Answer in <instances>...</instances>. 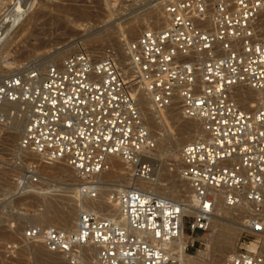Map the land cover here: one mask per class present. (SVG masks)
Returning <instances> with one entry per match:
<instances>
[{
  "label": "built area",
  "instance_id": "built-area-1",
  "mask_svg": "<svg viewBox=\"0 0 264 264\" xmlns=\"http://www.w3.org/2000/svg\"><path fill=\"white\" fill-rule=\"evenodd\" d=\"M152 1L166 26L124 44L126 61L113 48L100 57L80 51L44 73L26 66L0 79V123H9L7 104L19 105L10 118L27 120L14 162L23 169L12 178L15 196L41 190L40 163L68 167L82 201L102 196L99 176L113 157L132 183L106 193L118 215L82 209L75 231L32 225L19 242L66 264H85L92 252L91 264H191L196 244L206 249L199 235L210 231L221 203L244 217L224 264H264V0ZM134 87L156 115L178 110L201 127L182 147L178 168L191 189L192 217L182 203L136 185L154 181L149 161L157 140ZM249 91L258 96L247 111Z\"/></svg>",
  "mask_w": 264,
  "mask_h": 264
},
{
  "label": "rangeland",
  "instance_id": "rangeland-1",
  "mask_svg": "<svg viewBox=\"0 0 264 264\" xmlns=\"http://www.w3.org/2000/svg\"><path fill=\"white\" fill-rule=\"evenodd\" d=\"M14 4L16 5L13 7ZM156 4L151 0H0V21L3 23H0V79L15 74L26 66L39 69L41 63L48 66L50 62H58L59 59H53L58 53H63L62 59L80 51L92 52L100 57L107 49L113 48L126 61L122 58L124 44L138 38L147 26L157 28L150 24L152 20L159 18L155 10ZM9 7H12L10 11ZM139 18L145 28L133 29ZM2 26L5 31L1 30ZM131 30H134V35L129 33ZM133 90L138 89L134 87ZM5 107L9 123L7 126V123H0V264H66L61 257L48 253L40 245L22 247L20 235L32 225L51 227L54 222L63 227L59 217L67 216L72 210H79V213L82 209L92 207L80 200L78 193H74L78 180L68 167L61 164L40 163L41 190L35 194L15 196L16 186L12 178L23 170L14 166L18 144L22 138V124L20 126L19 123L25 122L26 118L18 115V105L7 104ZM2 110L0 109V114ZM11 111L18 113L13 119L10 118ZM177 111L155 115L162 119V127L149 128L157 140V148L151 158L159 161L166 174L156 191L169 198H172L170 195L174 190L171 187L183 181L178 173L181 146L172 147L174 139H181L178 133L183 125V119L176 116ZM189 125L194 127L192 121H189ZM185 140H180V144H184L189 138ZM32 159L35 160L36 157ZM107 173L108 177H99L102 183V196L99 200L103 203L107 201L106 193L116 188V184L131 183L127 175L120 177L119 174L114 176L110 175L111 172ZM222 217V222H226L225 216ZM190 219L187 218L186 221ZM234 222L243 231V220ZM242 231L231 235L236 246ZM210 233L211 229L199 236L202 240L208 239ZM261 246L264 254V239ZM204 248V245L196 244L192 254L196 253V249L205 251ZM233 253L222 257L209 252L208 261L204 264H224ZM91 258L92 256L88 257L85 264H91Z\"/></svg>",
  "mask_w": 264,
  "mask_h": 264
},
{
  "label": "bare ground",
  "instance_id": "bare-ground-1",
  "mask_svg": "<svg viewBox=\"0 0 264 264\" xmlns=\"http://www.w3.org/2000/svg\"><path fill=\"white\" fill-rule=\"evenodd\" d=\"M154 4H156V3H154ZM15 5L16 4H14L13 7ZM10 6H12V5H10ZM155 7H156L155 10L158 13L159 18L156 19V20H152V22H150V24H153L157 28H160V29L164 28L166 26L165 25L166 22L163 19L162 9L160 7H158V5H155ZM11 9H12V7L9 9V11ZM17 18H18V16H17ZM7 19H8V17H7ZM14 19H16V18H14ZM4 20H5V18H4ZM12 21L6 20V22H12ZM0 23H2V22L0 21ZM3 26L1 27V30L5 31V29H2ZM161 26H163V27H161ZM142 27L145 28L143 26V22L139 18L137 20V23L135 24V26L132 27V28L133 29H138V28H142ZM149 28H150V26H147V29H149ZM145 30H146V28L144 30H142L141 32H143ZM129 33L134 35V30H131ZM67 56H69V54ZM62 58H63V53H58L57 56L56 57L54 56L53 59H59V61H62L63 60ZM122 58H125L127 60V57L125 56V52H124V48L123 47H122ZM50 63H49V65H50ZM121 63H122V61H121ZM121 65H122V68L124 70L126 68L125 65L124 64H121ZM48 66H46L45 63H41V68H39L38 70L41 73H44ZM134 91L136 93L137 92L139 93V94L136 95V98H137L140 110L142 112V115H143L144 119L146 120L147 125L149 126L148 128H153V127H157V126L158 127H162V124L160 122V121H162V119L155 117L156 114L154 112H152L150 100L147 97H145L142 92H140L138 90H134ZM257 96L258 95L256 93H253V92L249 91V93L247 94V100H246L247 105L243 106V109L247 110V111H249L250 109H254V107L257 104ZM13 105H17V104H13ZM176 113H177L176 116L177 117L179 116L178 119L182 118L180 116L179 111H177ZM20 118H22V117H20ZM19 124H20V126L22 124V131H21V137H22L23 134H24V131H25L27 120L25 119V122H22V123H19ZM195 128H196V130L194 131L193 129H195ZM200 132H201V127H200L199 124L194 123V127H191V125H189V120L183 119V125L180 126L179 133H178L180 135L181 139H179V140L178 139H174L173 140V144L174 145H172V147L177 148V147L181 146V149H182V147L184 145L195 141ZM180 137H178V138H180ZM188 138H189V140H187ZM182 139H184V140L186 139L187 141L185 140L186 142L181 145L180 144V140H182ZM181 149H180V151H181ZM33 157H35V156H33ZM149 162H151L152 166H153V170H154L153 177H155L153 179L154 181H150V182L139 181V182H136V185H138V187H140L142 189L151 190V191H154L155 193L161 195L160 193H158L156 191V189H158L159 183L161 181L165 180L164 177L166 176V174L163 173L162 168L160 167L159 161H157L155 159H151V161H149ZM110 163H111V170L108 171L109 173L111 172L110 175L114 174V176H116L115 174H119L120 177H123V176L126 177V173H125V170H124L125 167H123V168L120 167V166H124V164L121 162V160L119 158H117V157L111 158L110 159ZM53 165H55V164H53ZM61 165H63V164H61ZM119 167H120V170L116 171V168H119ZM106 173L107 172L101 174V176L108 174V173L107 174ZM101 176H99V177H101ZM107 177H108V175H107ZM111 177H113V175ZM127 178L129 179L128 176H127ZM130 184H132V183H127V185H123V186H125V187L127 186L128 187ZM116 188H117V186H116ZM116 188H113L111 190H114ZM171 189H174V190L172 191L170 197H172L174 200L182 203V205L184 207V213L188 217H192L195 214V204L193 202V199H192V196H191V189H190V186L188 185V183L182 181L179 184L177 183V184L173 185L171 187ZM74 193H78V186L75 187ZM163 195H165V194H162V196ZM99 199H96V200H85V201L92 208L95 207V206H100L108 214H110V215H118V209H117L116 206L109 205L107 201H106V203H103ZM78 211L79 210H77V211L72 210L71 212L68 213L67 216L58 218V220L61 222L63 227H59L58 226L59 224L57 225L54 222L52 223L51 226L55 227V228H59V229L62 228V230H66V231H70V232L75 231L76 230L78 216H79V213H77ZM224 211H225V214H224ZM241 214L242 213H238V211H236L234 209H229V208L225 207L223 204L219 203L217 205L216 209H215V212H214V216H213L212 224H211V233L209 234V238L208 239H206V238L203 239V241L206 244V249H205V251H202V250L198 251L197 258L190 259V263L191 264H204L205 261H208L209 252L217 253V256H219L218 254H220L222 257H225L227 254H230V253L234 252V250L236 249V245H235L236 243L234 241V244H233V237L231 238V235L234 236L235 234H237V231H239V233H241V231H242V229L239 228V226L236 225L238 223L234 222L236 220L240 221V220L244 219V217L241 216ZM222 216H225V218H226L225 221L226 222H222L221 219H224V217H222ZM49 222H51V220H49ZM243 222H242V224L244 225ZM240 227H241V224H240ZM64 228H66V229H64ZM262 238L264 239V236H262ZM188 239H189V236L184 232L182 241H184L186 243V241ZM93 254L94 253L92 252L91 255H90V256H92L91 259H93ZM90 256H88V257H90ZM88 257H87V259H88ZM213 258H214V256H213ZM215 260L216 259H214V261ZM87 264H90V263H87Z\"/></svg>",
  "mask_w": 264,
  "mask_h": 264
}]
</instances>
